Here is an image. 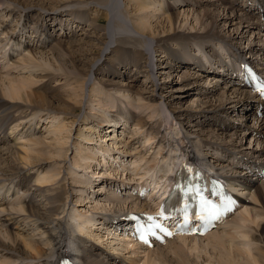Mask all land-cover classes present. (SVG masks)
I'll list each match as a JSON object with an SVG mask.
<instances>
[{"label": "bare ground", "instance_id": "obj_1", "mask_svg": "<svg viewBox=\"0 0 264 264\" xmlns=\"http://www.w3.org/2000/svg\"><path fill=\"white\" fill-rule=\"evenodd\" d=\"M20 1L0 0V6L13 8H1L6 15L0 10V35L5 36L0 38V45L4 41H9L15 44L14 48H24L27 55L23 63L34 65L39 71L31 70L33 73H30L29 77L19 80L7 82L3 79L0 84V264H58L62 256L70 255L71 252H74L77 261L81 264H264V143L261 144L262 147L255 149L244 145L249 139L258 140L260 137L264 139V94L244 81L243 72L237 73L239 65L247 63L257 73V80L264 85V31L260 32V28L264 25L261 22L264 21V0H173L184 10H177L178 5L169 7L168 0H127L126 3L124 2L123 10L118 5L121 4L118 3L119 0H70L71 2L65 3L66 6L83 4L85 7H90L92 3L100 6L101 9L97 8L94 10L95 13L92 12L97 16L93 15L89 20L90 23L87 19L89 13L87 10H67L68 17L62 12L42 14L39 8L50 9L45 7L46 3H42L43 0L30 2L26 0L24 3ZM36 1L41 4L37 5ZM49 3L54 6L50 9L52 11L64 5L56 0H49ZM194 4H198L203 12L198 11V6ZM21 6H24L23 12L27 9L30 12L23 15L18 10ZM237 7L243 8L241 15L238 14ZM129 9L134 12L132 16ZM33 10H39L36 13L39 16L31 21ZM159 12L166 17L155 25L154 19L160 18ZM15 16L20 21L33 24L30 28L38 40L36 44L28 47V43L25 44L22 39L19 40V35L14 34L17 26L10 27L2 21L7 17ZM59 19L63 21L61 27L54 23ZM46 21L51 23L49 27L52 26V29H62L60 33L54 30L56 34L53 33V37L56 39L51 40V43L47 39ZM130 22L134 24L137 34L140 35L139 39L132 40L131 34L123 37L119 35L122 32H131L133 26L129 25ZM220 24H223L226 30H218ZM64 25L73 27V31L83 36L79 45L61 40L64 35L71 38V34L64 32ZM129 26H132L131 29ZM71 27L69 28L72 29ZM190 34L196 37H187ZM111 35L115 37L117 46L110 55L115 56L114 58L119 62L116 64L117 67L122 70L114 73L117 76L106 73L105 65H108V70L113 67L107 62L111 59L106 58L96 72L104 71L105 76L111 78L112 82L98 81L93 89L96 93L98 90L103 91V86H107L120 95L122 102L126 103L125 99H130L131 102L128 106L129 110L118 113V109H115L114 115L109 110L112 108L109 101L108 104L104 103L103 106L107 107L103 111L97 112L92 106L91 114L83 116L81 120V126L85 127L90 135L98 133L95 129L97 123L96 128L103 127V124L107 125L104 128L108 129L106 133L117 131L127 135V131H124L125 126L120 122L121 119L133 124V130L135 129L133 137L135 136L134 141H136L140 133L151 125L144 117L131 115L130 110L133 111L137 103L139 106L145 103L144 106L148 107L157 100L153 84L155 77H152L156 73L150 69V66L154 65V60L145 53L153 44L158 52L156 56L163 58L158 70L176 68L173 61L182 64L180 66L186 67L185 70L190 67L194 70L201 68V71L198 69L194 73L183 72L184 75L181 77L183 85L188 87L185 83L191 84V80L195 81L192 83L193 87L182 89L188 90L183 98L199 95L212 101L218 95L217 89L220 87L218 84L222 82L210 79L209 83H203L207 72L222 75L229 85L227 89L230 87L234 89L233 95L236 99L230 101L228 98L221 106L211 110L202 108L188 111V120L195 119L192 118L195 112L202 116L207 114L209 116L205 117L207 123L213 119L218 127L216 136H208L204 131L202 135H197L193 128H197L200 122L195 126L188 124V128L184 127L187 126L184 123L186 125L180 127L183 136L182 146L178 143L175 146L169 139L161 140V129L164 124L148 127L147 131L150 133L146 134V142L156 144L154 148H157V155L165 159V162L162 163L157 155L152 157L153 159L149 160L150 166L147 164L150 169L148 177L141 175L137 184L132 182L136 180L132 175L128 176L126 183L103 179L102 187L89 192L87 188L92 186L94 179L84 175L79 176L70 169L71 167L66 168L69 150L66 147L71 142L70 131L73 127L78 128V118L82 116L77 99L85 92L84 86L98 59L102 57L103 49L108 45ZM177 38L180 41L174 40ZM217 45L226 47L217 50ZM230 47L236 48L240 54L231 51ZM43 48H48L52 57L47 58L45 56L47 54L41 53L39 49ZM75 48L76 51H71ZM169 49L174 52L170 50L169 53ZM118 53L122 55L117 58L115 54ZM242 53L248 54L242 56ZM90 56H95V59L88 60ZM131 64H135V68L129 82L127 84L114 82L115 77L122 78L124 68L129 71ZM159 73L161 76L169 74L163 71H158ZM251 73L253 74L252 71ZM62 77L69 81H73L74 78L81 79L78 80L76 91L78 93L75 96L77 99L72 100L73 103L71 98L69 97L68 100L61 91L47 87L49 82L54 79L60 82ZM143 77L150 81L142 84L147 91L136 90V83ZM170 82L174 81L166 80L163 87L173 85ZM230 84H234L235 87ZM176 91L170 90L165 97L169 100L172 98L171 93ZM253 94L257 98L252 96ZM98 102H101V98ZM239 102L242 106L240 108L236 104ZM252 104H254L253 115L245 118L250 124L238 119L225 118V114L230 110L228 106H234V109H237L234 112H238ZM174 105L167 106L170 108L169 115L174 118V124L177 125L178 121L183 119L185 110L182 106H176L177 103ZM107 111L110 114L106 115ZM47 120L51 122L60 120L55 129H49L48 134L51 137L55 134L53 140L50 136L43 137L44 134L41 132L43 125L40 127V124L42 122L44 124ZM159 121L158 119L157 122ZM169 122L164 121L167 124ZM222 124H225V127H222ZM14 126H17V130ZM13 131L19 132L14 138ZM66 133L70 134L67 136ZM223 136L229 141H225ZM105 137L101 140L103 146L108 141ZM119 140L125 142L122 136ZM130 141L131 139L127 140L128 143ZM189 143L192 149L188 148ZM1 146H7L8 149H2ZM191 150L197 151L202 159H207V166L197 159H192ZM203 151L205 154L201 153ZM101 152L108 158L104 161L106 166H110L111 155L115 154V157L120 159L116 161L120 162L123 168L127 157L125 154L131 153L129 150H120L118 154L115 152L109 154L108 150L103 149ZM79 154L81 153H77L75 159L82 158ZM141 155L143 156L140 161L143 162L147 154L139 153V156ZM135 156L137 155L134 154L132 157L136 159ZM86 158L94 159L92 166H89L87 159H82V161L86 160L85 164L88 165L81 166H88L85 168L89 170L88 172L98 174L99 177H111L112 172L106 174L107 172L94 169L95 166H102L97 157ZM78 161L74 160L75 167L79 165ZM186 161L207 168L211 177L217 178L222 185L230 186L232 191L238 194L239 198L236 199L242 207L221 223L218 230L205 238L189 239L187 236H181L166 245L157 244L151 249L131 244L130 240L133 238L130 233L133 224L137 222L135 218L151 213L150 210L155 205L161 204L163 197H166L171 189V175L180 163L184 164ZM2 164H4L3 168H1ZM134 187L136 189H133ZM148 187H153L150 190L152 192L150 195L146 193L142 196L141 191ZM40 198L45 204H39ZM96 224L99 225L97 230L100 227V230L122 231L129 241L128 245H122L127 254L116 253L111 247L100 244V238L93 240L91 235L95 236V232L92 229ZM114 234L117 235L116 232ZM84 235L88 238H84ZM198 243L201 245L198 246ZM197 251H201V254H197ZM205 255L208 259H205Z\"/></svg>", "mask_w": 264, "mask_h": 264}, {"label": "rangeland", "instance_id": "obj_2", "mask_svg": "<svg viewBox=\"0 0 264 264\" xmlns=\"http://www.w3.org/2000/svg\"><path fill=\"white\" fill-rule=\"evenodd\" d=\"M24 1H26V0H21L20 3H24ZM28 1L30 2L31 0H27V2ZM43 1L44 2H42V3H46L45 4L46 8H50L51 9L52 7H54L53 4L51 5L49 3V0H43ZM51 1H53V0H51ZM57 1L60 2L61 4H64V5L60 6L61 9H59L60 8L59 7V8H56V10H54V11H52L50 9L41 10L40 8H39V10L41 11L42 14H45V13H47V14L48 13L58 14V13L62 12V13H64L66 15V17H68V14H66L67 10H69V11L70 10H77V9H78V11L80 9L81 10H87L89 12L88 15H87V19H88V23H90L89 20L91 19V17L93 15L97 16V14H93L92 12L95 13L94 10H96L97 8L101 9V7L98 6L96 3H92L90 5V7L92 8L91 9L90 7L83 6V4H72L70 6H66L65 3H68L70 0H68V1L67 0H56V2ZM124 2L126 3L127 0H125V1L124 0H119L118 1V3H121V4H118V5H119V7L122 10L125 9V3ZM168 3H170V5H168L169 7H175V6L178 5V3L176 1H173V0H168ZM36 4L40 5L41 3H39V1H36ZM235 4L237 5V3H235ZM194 6H198L197 7L198 11L199 10L202 11L201 8H199L198 4L197 5L194 4ZM5 7L6 6H4V5L0 6V10H1V12H3V15H6V14H4V11H2V9L5 8ZM21 7H19L18 10H20L23 13V15L26 14L27 12H30L29 9H27L26 11L23 12L22 10H23L24 6H21ZM6 8L13 9L12 7H9V6H7ZM237 8L240 10V11L238 10V14L241 15L243 13V11H244L243 8H241V7L240 8L237 7ZM90 9H91V11H90ZM158 9L159 8H157V10ZM177 10H184V9H182L181 6L178 5L177 6ZM185 10H187V9H185ZM33 11H35V12H33ZM33 11H31V14H33L31 21H34L39 16V15L36 14V13H38L37 10H33ZM82 12L83 13H87L85 11H82ZM129 12H130L131 16L134 13L131 9H129ZM158 15L160 16V18L159 19H157V18L154 19V24L155 25H157V23H161L164 20V18L166 17V16L164 17V15L161 12H159ZM249 16H251V14H249ZM7 18L2 19V21H4L7 24H9L10 27L17 26V31L14 34L15 35H19V40L22 39L25 44L28 43V47H30V45H34V44H36L38 42V40L36 39V35L32 31V28H30L31 25H33V24H31L30 22L26 23L24 20L20 21V19L17 18L16 16L14 18H12V17H7ZM42 21L40 20V22H42ZM261 22L264 23L263 20H261ZM6 23H5V26H6ZM54 23H55L56 26H60V27H61V24L63 25V21L61 19H59L58 21H55ZM130 24L133 26L134 29L133 28L131 29L132 26H129V28L131 29L130 33L122 32L119 35L121 37H123L124 35H128V34L130 35L131 34L132 40H133V38L134 39H139L140 35L137 34V31L135 29L134 24H132V22H130L129 25ZM193 24L195 25V22H193ZM49 25H51V23L50 22L48 23L46 21L47 39H49V41L51 43V40L56 39V38L53 37V33L54 34L60 33V30H62V29H59V30L52 29L53 27L52 26L49 27ZM64 27H65L64 28V32L71 34V38L70 37H66L65 35L62 36L63 34H61V36H62L61 40L66 41L69 44L73 43V44H78L79 45L81 43V39H83V36L78 35V32L73 31V27H71L69 25H64ZM69 27H71L72 29H70ZM165 28H166V31H167L168 28H167L166 24H165ZM231 29H233V28H231ZM54 30L56 31V33L54 32ZM218 30H226V28L224 27L223 24H220ZM261 31H264V25L260 28V32ZM111 37H110V39L108 41V45L106 47H104V49H103L102 57L100 59H98L95 67L93 68V70H92L93 72L90 75L89 80L86 82V84H85L86 86H84L85 92H83L84 94L83 93L80 94L81 95L80 98L77 99L75 97L76 93H78V92H76L78 90V85H79V83H78L79 81L78 80H81L79 78H74L73 81H69L68 79L65 80V78L62 77V78H60V80H61L60 82H57L54 79L52 82H49L47 84L48 88H52L53 87L54 89L61 91L64 95H66L68 100L71 98V102L72 103L76 99L79 100L78 101V106H79L78 109L81 110V115L82 116L78 118V123H79V124H77L78 128L77 127H73L72 130L70 129L71 130L70 131L71 134L70 133H66L67 136L70 134L69 136L71 138L70 139L71 142L66 147V149H69V150L67 151V160H66L65 166H66V168H68V167L70 168L71 167L70 169H72L75 172H77V174L79 176L84 175V176L91 177L92 179H94V183L92 184V186H89L87 188L89 190V192L94 190L95 188L102 187L104 181H101V180H103V179H110V180H115L116 182L126 183V179L128 178V176L132 175V177L136 179L135 181L133 180L132 182L134 184H137L138 183V179L141 177V175L144 174L145 177L146 176L148 177V174H149V171H150V169H149L150 163L149 162L147 163V161H149V160L151 161V159H153L157 155V148H154V147H156V144L154 143L152 145V143L149 144L148 142H146L147 141L146 140V134L150 133L149 131H147L148 127H154L155 124H159V123L164 124L162 129H161V132H162V134L160 136L161 140L167 141L169 139L170 142L172 141L171 144H173L175 146H176V143H178L179 145L182 146L181 140H182L183 136L181 135L182 133H181L180 127H182V125L184 123L187 124V126H184V127L188 128V124H190L192 126H195V125H197V122H200V125H197V128H193V130H195V133H197V135L198 134L202 135V133H203L202 131H204L208 136H212V135L216 136L217 135L216 134L217 133L216 129H218V127H216V124H214L213 119H211L210 123H207L206 120H205V117H209L207 114L202 116L201 114H198V112H195V113H193V117H192V118H195V119L188 120V118H187V115L189 114L188 111L189 110H191V111L201 110L202 108H205L204 110H208V109L211 110V109H213L215 107L221 106V104L224 103L225 101H227L228 98H230V101H233V100L236 99V98H234V95H233V90L234 89L231 88V87L227 89V86H229V85L226 84V81H224V79L222 78L223 77L222 75H219L217 73L210 74V73H207V72H205L207 76H205L206 79L203 80V83H209L210 79H217L218 81L222 82V83L218 84V85H220V87L217 89L218 95L214 94L216 96L212 99V101L211 100L209 101L208 99H204V97H200L199 95H190L187 98H183L182 96L186 95L188 93V90H182V89H185V88L187 89L188 87H193L192 83L195 82L194 80H191V84L190 83H185V84H188V87H186V85H183L181 83V77H182V75H184L183 72L187 71L189 73H191V72L194 73L199 68L198 69L196 68V70H194L193 68L190 67V68H187V70H185L186 67L180 66L182 64L173 61L175 63V65H176V68L173 67V68L168 69V70H158V67L161 66L162 63H163V62H161V60H163V58H159V56H156V54L158 52L156 51V49H154L155 47H154V44H153V46L149 50H146L145 53L148 54L147 56L149 58H152L154 60V65L150 66V69H152L153 72L156 73L152 77L153 78L155 77L154 80H153V84H154V87L156 89V91L154 93L157 96V100H156V102L153 105L150 104L148 106L149 108L144 106L145 103H144V105H143V103L140 104V106L137 103L136 106H135L136 108L133 107L134 108L133 111L130 110L131 115H134L135 117L137 115L138 116H142V117H144L145 120L147 119V122L149 124H151V125H149L148 127L145 128L146 131L144 130L142 133H140V136H138L136 138V141H134V137L135 136L133 137V133L135 132L134 131L135 129L133 130V128H134L133 124L132 123L128 124V123H126V121H123L121 119H120V122H121L122 125L125 126L124 131H127V135L123 134V132H117V131H114L113 133H109V132L106 133V131H108V129H104V128L107 127V125L103 124V127L96 128L98 123L95 125V129L97 130L98 133L95 134V135H90L86 131L87 129H84L85 127L81 126V124H82L81 120L83 119V116H89L91 114L93 107L95 108V110L97 112L103 111V110H105L104 108L107 107V106H103L104 103L108 104L107 102L109 101L110 102L109 105H110V107H112L109 110L112 112V115H114L115 114V109H118V111H119L118 113H124L125 111L129 110L128 106L130 105V102H131L130 99H125L126 103L124 101L122 102V99H121L120 95H118V93L113 92L110 89H108L107 86H103L104 87L103 91L102 90H98V91H96V93H95V91L93 89V88L96 87V83L98 81H101L102 83L112 82L111 78H109L108 76L107 77L105 76V74H104L105 72L104 71H103V73L96 72V69L98 67H100L105 62L106 58H110L111 60H113L112 62H111V60L107 61L108 63L112 64L113 67L111 68V70H108V65H105L106 66V73H108L110 76H117V75H114V73L115 72H121V70H122L119 67H117L118 65H116V64H118L119 62L117 61L116 58H114L115 56H111L110 55L111 51H113V49L117 46L115 37L113 35H111ZM187 37L193 38V37H196V36L194 34H190ZM0 38H5V36L4 35H0ZM183 38L186 40L185 37H183ZM174 40L175 41H180L178 38L174 39ZM54 43H56V40H55ZM14 45L15 44L13 42H9V41H4L2 43V45H0V84L2 83L3 79H6L7 82H9V80H17V79L19 80V79H22L23 77L24 78L25 77H29L30 73H33V71L34 72H38L39 71V70L38 71L36 70L38 68L34 67V65H30V64L28 65V64L23 63V59H24V57H26L25 55H27V52H25L24 48H21V47H19V48L15 47L14 48ZM210 45H215V44H210ZM217 46H218L217 50H221V49H218L220 47H222V49H224L226 47V46L225 47L224 46H220L219 47V45H217ZM230 49H231V51H235V53L240 54L236 48L232 49L230 47ZM39 50L42 51L41 53L44 52L45 54H47V55H45L47 58L52 57L51 54H49L50 52H49L48 48H43V49H39ZM143 50H145V48H143ZM170 50L172 52H174L172 49H169V53H170ZM71 51H76V48L72 49ZM248 53H242L241 55L245 56ZM9 54H10V56H9ZM115 55L118 58L122 54L118 53V54H115ZM94 59H95V56L88 57V60H90V61H92ZM134 65L135 64H131V66H130L131 68H129V71H126V69L124 68V72L122 73V78L120 79L118 77H115L113 81L114 82L117 81L120 84L121 83L122 84H127L129 82V78H132L130 76H131V74L133 72V68H135ZM178 67H180V68H178ZM30 68H33V69H30ZM251 68L253 69L252 66H251ZM31 70H33V71L31 72ZM199 70L201 71V68ZM158 71H160V72L163 71V72L169 73V74H165L164 76L163 75L161 76L160 73L158 74ZM96 78L99 79V80H97ZM168 79L171 80V81L173 80L175 83L174 82L173 83L170 82L173 85L169 84V85L166 86L167 88H165V87H163L165 85L163 83L166 80H168ZM68 81H69V83H68ZM149 82H150L149 80H146V77L141 78L136 83L137 84L136 90H139V91L145 90V91H147V88H144V86L142 84L149 83ZM230 85L232 87H235L234 84H230ZM171 87H173V88H171ZM160 88L163 89V90H160ZM178 89H180L182 91H179ZM170 90H177V91L171 93L172 98H170L168 100L165 96L170 93L169 92ZM225 90H227V91H225ZM226 92H227V94H225ZM252 96L257 98V96H255L254 94ZM176 97H182V98L174 99ZM250 97L251 96H249V98ZM99 98H101V102H98ZM240 102H242V101H240ZM240 102H239V104L236 103L239 106V108L242 107ZM174 103H177L176 106H182V108L185 110L183 112V115H182L183 119L179 120L177 125L174 124V121H175L174 118L171 115H169V109L170 108H169V106H167V105L172 106V105H174ZM134 105H132V106H134ZM191 107L193 109H190ZM253 107H254V104H252L249 107H247V109L243 107V110L240 109V110H238V112H234L237 109L235 110L234 106H228V108L230 110H228L227 113L225 114V118L226 119H231V120L238 119V120L243 121V123L250 124V123L245 121V118H248V116L252 117V115H253L252 113L254 111ZM171 110H172V108H171ZM108 114H110L109 111L106 112V115H108ZM209 115H210V113H209ZM108 117L109 116H107V118ZM116 118H118L117 115H116ZM158 119L160 120L159 122H157ZM164 121H170V122L167 124V123H164ZM58 123H60V120L53 121V122H51V120H47V121L44 122V124L42 122L40 124V127L43 125V128H41V132L44 134L43 137L49 138V136H50L51 140H53L52 138L55 137V136H53L55 134H53L52 137H51V135H49L48 132L50 130H52V129H55L56 128L55 126L58 125ZM186 124H184V125H186ZM16 127L17 126H14L15 130H17ZM156 127H159V126H156ZM222 127H225V124H222ZM21 128H19V130ZM168 129H169V131H168ZM200 129H202L201 132H200ZM196 130L198 132H196ZM231 131H233V130H231ZM13 132H14V134H13ZM13 132H12V137L14 138V136L17 135L19 132H17V131H13ZM66 134H65V136H66ZM105 136H107V137H105ZM121 136L123 138V141H125V142H122V141L119 140ZM104 137L108 141L103 146L102 143H101V140ZM223 138L225 139V141H229V139L227 137L223 136ZM84 139H86V140H84ZM129 139H131V141L128 143L127 140H129ZM83 140L85 142H83ZM253 140H254V142H253ZM253 140L249 139V140H247V142H244L245 147L249 146L252 149L253 148L255 149V148L262 147V145L264 143V139L263 138L260 137V138H258V140L257 139H253ZM259 142H261V143H259ZM1 147H2V149H8L7 146H1ZM188 148L192 149V146H191L190 143L188 144ZM101 149L108 150L109 154L110 153L114 154V152L118 154V152L120 150H125V151L129 150V151H131V153L125 154V155H127V157H125V163H123L124 168L120 165L121 164L120 162L116 161L118 158L115 157V154H114V156L111 155L112 158L109 161H110V166H112V167H110V166H106L105 165L104 161H106L108 158L105 155L102 154L103 151L101 152ZM254 151H256V150H254ZM190 152L193 155L192 159H197L198 162H200V163L202 162L205 166H207V164H206V160L207 159L206 160L202 159L199 156V153L197 151H195V150H191ZM77 153H81L79 155H81L82 158L79 157L80 159H78V158L75 159V156L77 155ZM139 153H142V154L146 153L147 154L146 157H145L146 159H144L145 161L144 160H143V162L140 161V159H141V157L143 155L139 156ZM201 153H204V151L201 152ZM122 154L124 155V153H122ZM134 154L137 155V156H135L136 159L134 157H132V156H134ZM89 156L90 157H94L95 156V157L98 158L97 160H99V162H101L102 166H99V167L95 166L94 169L98 170L99 172L100 171L101 172H107L106 174L112 172L111 177L110 176H109V178L99 177L98 174L94 175L93 173L91 174L90 172H88L89 170L85 169L88 166H81L82 164H85L87 162H89V166L94 165V159L90 160V159L86 158V157H89ZM251 156L252 155H249V157H251ZM158 157H159V160L162 161V163L165 162V159L160 158L161 156H158ZM137 158H139V159H137ZM82 159H87V162H86V160L82 161ZM74 160L75 161L80 160V161H78L79 165L76 166V167H75V164H74ZM118 160H120V159H118ZM111 161H113V162H111ZM85 165H88V164H85ZM3 167H4V164L1 165V168H3ZM136 175H137V177H136ZM136 187H134L133 189H136ZM43 203L45 204V201L43 202L42 198H40L39 204H43ZM99 224H100V221H99ZM98 226L99 225L96 224V226H94V228L92 229V231L95 232V236L93 234L91 235V236H93L92 239L93 240L94 239L98 240L100 238L101 239L100 244L103 243L104 245H107L108 247H111L112 249H114L116 251V253H121L123 255H126L127 253L125 254V252H124V250L122 248L123 244L129 243V241H127V237H125V234L123 235L122 231H113L112 229L108 230L110 232H108L107 230H100V227H99V230H97L96 228H98ZM97 231L100 232V233H96ZM114 232H116V234L118 236L115 235ZM96 235H100V236H96ZM121 236H122V239H120ZM84 238L87 239L88 237L84 235ZM189 239H191V238H189ZM187 243H188V241H187ZM200 245L201 244L198 243V246H200ZM203 252H204V250H203ZM197 254H201V251L200 252L197 251ZM205 259H208V257L206 255H205ZM202 261L203 260L201 259L200 262H202Z\"/></svg>", "mask_w": 264, "mask_h": 264}]
</instances>
